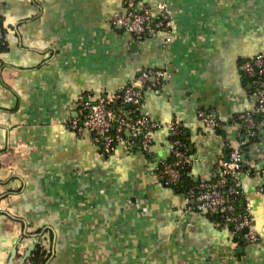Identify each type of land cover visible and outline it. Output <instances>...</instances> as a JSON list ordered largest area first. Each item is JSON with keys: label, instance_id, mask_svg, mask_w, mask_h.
Returning a JSON list of instances; mask_svg holds the SVG:
<instances>
[{"label": "crops", "instance_id": "crops-1", "mask_svg": "<svg viewBox=\"0 0 264 264\" xmlns=\"http://www.w3.org/2000/svg\"><path fill=\"white\" fill-rule=\"evenodd\" d=\"M165 1L169 42L113 27L125 0H0V264H22L37 241L33 251L52 252L47 264H264V129L246 148L250 173L239 179L255 243L186 200L191 187L219 177L244 136L239 115L256 100L240 65L264 53V0ZM144 69L165 76L142 88L138 111L179 121L186 137L192 161L179 187L159 179L173 159L168 128L155 131L149 151L119 144L105 156L90 133L68 126L80 96L139 86ZM199 110L223 127L206 126Z\"/></svg>", "mask_w": 264, "mask_h": 264}, {"label": "built area", "instance_id": "built-area-1", "mask_svg": "<svg viewBox=\"0 0 264 264\" xmlns=\"http://www.w3.org/2000/svg\"><path fill=\"white\" fill-rule=\"evenodd\" d=\"M126 9L118 11L111 17L113 27L131 33L137 41L158 34H166V42L171 41L173 19L169 4L159 0L154 8L139 9V0H125ZM6 44V33L0 17V45ZM245 77L252 83L257 97L253 107L240 113L239 121L244 136L237 148L232 149L226 160L221 164L219 177L214 181L195 185L187 191L186 200L190 202L194 197L193 208L199 211L221 217V222L232 236L245 244H253L258 240L254 227L250 204L242 205V190L239 179L242 174L250 173L249 161L244 152L249 143L257 138L264 129V53H257L245 59L240 65ZM165 71L160 69H144L139 75L140 86L130 84L120 93L108 97L92 100L82 95L78 100L79 112L69 118L68 126L79 135L90 133L96 144L100 146L105 156H110L119 144L133 149L137 144L142 151H149L153 135L159 128L169 129L173 139V159L163 164L159 179L166 185L180 183L184 176L183 168L191 163L188 145L183 139V130L179 121L164 123L154 121L146 114H133L139 109L143 99V87L161 84ZM155 80L152 81L151 79ZM132 104L130 111L117 112L113 104ZM256 113L261 117L257 118ZM198 116L206 126L218 129L223 127L212 113L199 110ZM259 191L264 192L262 186ZM22 264H36L28 257Z\"/></svg>", "mask_w": 264, "mask_h": 264}, {"label": "trees", "instance_id": "trees-1", "mask_svg": "<svg viewBox=\"0 0 264 264\" xmlns=\"http://www.w3.org/2000/svg\"><path fill=\"white\" fill-rule=\"evenodd\" d=\"M120 104V102H118L117 104H113V108L117 111V105ZM125 111H130V110H125ZM133 114L135 115H138L140 114V112L137 110L135 111V113L133 112ZM255 116L257 118L261 117V114L260 113H256ZM183 138L186 140V137L183 136ZM254 141V139L252 140ZM252 141L249 143V145L252 143ZM188 169L187 166H185L183 168V171H184V177H183V180H185V183L189 182L186 178V170ZM182 184V181L176 185H172L174 187H179L181 186ZM52 256V252H47L46 249H44L41 245H39L31 254L30 258L32 259L33 262H35L36 264H47L49 259L51 258Z\"/></svg>", "mask_w": 264, "mask_h": 264}, {"label": "water", "instance_id": "water-1", "mask_svg": "<svg viewBox=\"0 0 264 264\" xmlns=\"http://www.w3.org/2000/svg\"><path fill=\"white\" fill-rule=\"evenodd\" d=\"M151 80L154 81L155 79L152 78ZM138 85L140 86L141 84L139 83ZM254 99L257 100V97L255 96ZM116 103H117V102H116ZM125 106H126L127 108H129V109H133V105H132V104H125ZM206 212H207V211H206ZM37 242H38V241H37ZM37 242H36V243H37ZM36 243H34V245H32V247L29 248V251L26 253L23 262H24V261L29 257V255L32 253L34 247L36 246ZM23 262H22V263H23Z\"/></svg>", "mask_w": 264, "mask_h": 264}]
</instances>
